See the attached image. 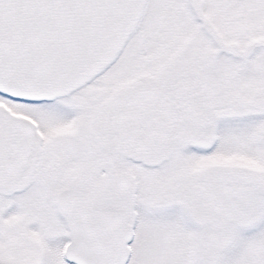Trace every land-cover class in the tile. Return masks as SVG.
I'll use <instances>...</instances> for the list:
<instances>
[{
    "label": "snow or ice",
    "instance_id": "6c2138e0",
    "mask_svg": "<svg viewBox=\"0 0 264 264\" xmlns=\"http://www.w3.org/2000/svg\"><path fill=\"white\" fill-rule=\"evenodd\" d=\"M0 264H264V0H0Z\"/></svg>",
    "mask_w": 264,
    "mask_h": 264
}]
</instances>
